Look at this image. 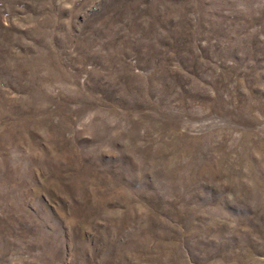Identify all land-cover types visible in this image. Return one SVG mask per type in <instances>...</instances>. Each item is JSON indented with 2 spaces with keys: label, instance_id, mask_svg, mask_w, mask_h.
Returning a JSON list of instances; mask_svg holds the SVG:
<instances>
[{
  "label": "rangeland",
  "instance_id": "rangeland-1",
  "mask_svg": "<svg viewBox=\"0 0 264 264\" xmlns=\"http://www.w3.org/2000/svg\"><path fill=\"white\" fill-rule=\"evenodd\" d=\"M0 264H264V0H0Z\"/></svg>",
  "mask_w": 264,
  "mask_h": 264
}]
</instances>
